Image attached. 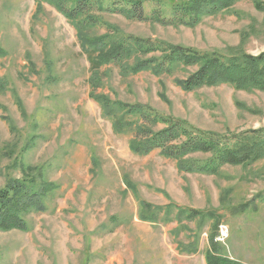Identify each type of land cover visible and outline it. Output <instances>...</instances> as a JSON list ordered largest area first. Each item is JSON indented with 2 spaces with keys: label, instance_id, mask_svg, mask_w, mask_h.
Masks as SVG:
<instances>
[{
  "label": "rangeland",
  "instance_id": "obj_1",
  "mask_svg": "<svg viewBox=\"0 0 264 264\" xmlns=\"http://www.w3.org/2000/svg\"><path fill=\"white\" fill-rule=\"evenodd\" d=\"M258 1L238 0L194 27L100 13L91 33L258 55L264 52ZM0 48V189L26 173L56 185L46 209L27 216L28 230L0 229V264H207L211 236L224 257L264 264V158L207 175L181 171L159 150L134 153L131 132H116L91 96L93 69L78 29L51 4L0 0ZM195 70L126 75L106 64L97 93L221 139L264 127V91L229 84L186 91L178 80ZM143 201L153 220L141 219Z\"/></svg>",
  "mask_w": 264,
  "mask_h": 264
},
{
  "label": "trees",
  "instance_id": "obj_2",
  "mask_svg": "<svg viewBox=\"0 0 264 264\" xmlns=\"http://www.w3.org/2000/svg\"><path fill=\"white\" fill-rule=\"evenodd\" d=\"M36 1L39 6L44 3L53 5L78 29L79 39L88 52L93 69L91 96L112 118L116 132H131L130 149L134 153L147 155L159 150L163 156L177 159L181 171L207 175L219 173L225 164L249 165L264 158V127L221 139L215 133L192 128L183 120L165 117L146 105L112 101L105 94L97 93L101 84L99 69L106 64L118 65L126 75L150 71L160 76L196 67L189 76L178 80L186 91L219 84H229L240 90L264 91V52L258 55L246 52L225 55L119 32L91 33L100 13H118L128 19L163 26L194 27L204 18L230 9L238 0ZM257 4L264 6V0ZM4 54L0 48V56ZM196 152L212 153V156L203 161L191 158L190 155ZM55 188L56 185L47 179L28 173L21 179L10 181L0 189V229L28 230L27 216L31 212L44 211L46 197ZM141 206V219L153 220L155 211L152 212L151 204L143 201ZM211 244L212 249L206 253L207 264H239L222 255L213 236ZM191 245L195 251L196 246Z\"/></svg>",
  "mask_w": 264,
  "mask_h": 264
},
{
  "label": "built area",
  "instance_id": "obj_3",
  "mask_svg": "<svg viewBox=\"0 0 264 264\" xmlns=\"http://www.w3.org/2000/svg\"><path fill=\"white\" fill-rule=\"evenodd\" d=\"M220 233L223 237L228 236V230L227 227L225 225H221V229H220ZM224 240V239H223Z\"/></svg>",
  "mask_w": 264,
  "mask_h": 264
}]
</instances>
